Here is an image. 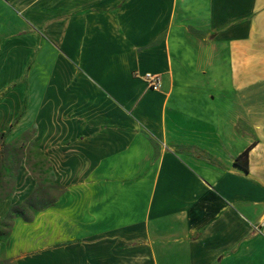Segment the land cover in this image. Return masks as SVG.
Wrapping results in <instances>:
<instances>
[{"label":"crops","instance_id":"obj_1","mask_svg":"<svg viewBox=\"0 0 264 264\" xmlns=\"http://www.w3.org/2000/svg\"><path fill=\"white\" fill-rule=\"evenodd\" d=\"M13 144L0 222L37 155L61 188L14 218L13 264H264V0H0Z\"/></svg>","mask_w":264,"mask_h":264},{"label":"rangeland","instance_id":"obj_2","mask_svg":"<svg viewBox=\"0 0 264 264\" xmlns=\"http://www.w3.org/2000/svg\"><path fill=\"white\" fill-rule=\"evenodd\" d=\"M16 150L17 147L14 144L9 146L2 145L0 152V197L5 195L6 192L7 194L4 198L11 197L16 191L17 167L22 157H24L20 151ZM26 162L28 166L31 165L30 153L27 154ZM28 171L34 176L35 185L32 187L31 193L27 195L24 201L17 205L21 207L20 211L22 212V215L20 217L24 219H29L35 210L46 206L48 202L52 201L53 198L61 192L60 186L53 182L52 176L48 173L45 161H41V158L38 155L34 162V168H31L30 166ZM3 199H0V203ZM12 208L13 207L10 208L0 222V232H2V235H0V245L9 232L14 218L17 217L10 215ZM0 264L13 263L10 260L2 258V255L0 254Z\"/></svg>","mask_w":264,"mask_h":264},{"label":"built area","instance_id":"obj_3","mask_svg":"<svg viewBox=\"0 0 264 264\" xmlns=\"http://www.w3.org/2000/svg\"><path fill=\"white\" fill-rule=\"evenodd\" d=\"M143 79L146 82L147 86L153 90H157L160 86V77L158 74H153V73H144L143 74ZM254 230L256 232H263L264 231V222L260 224H256L254 226Z\"/></svg>","mask_w":264,"mask_h":264},{"label":"trees","instance_id":"obj_4","mask_svg":"<svg viewBox=\"0 0 264 264\" xmlns=\"http://www.w3.org/2000/svg\"><path fill=\"white\" fill-rule=\"evenodd\" d=\"M247 153H248V149L245 150L241 155H239L236 159H235V163L236 164H241L243 165L244 169H247ZM7 192L5 193V195H2V197H0V199H3L5 196H6ZM45 207V206H44ZM20 208L19 206H15L11 209L10 211V215L12 216H21L22 215V212L20 211ZM42 208V207H41ZM39 208V209H41ZM11 217V216H10ZM4 222V221H3ZM2 222V223H3ZM8 234V233H7ZM0 235H2V232H0Z\"/></svg>","mask_w":264,"mask_h":264}]
</instances>
